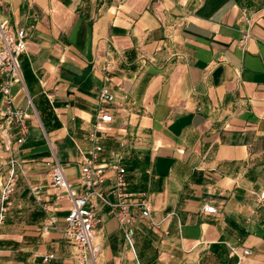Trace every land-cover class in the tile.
<instances>
[{
	"label": "crops",
	"instance_id": "0c3cea01",
	"mask_svg": "<svg viewBox=\"0 0 264 264\" xmlns=\"http://www.w3.org/2000/svg\"><path fill=\"white\" fill-rule=\"evenodd\" d=\"M0 19L28 34L11 95L30 128L23 145L16 126L0 131V209L10 159L26 172L0 264H78L63 235L71 203L47 163L55 155L77 185L103 108L106 157L122 158L153 221L135 209L132 251L101 207L98 264H264V0H0Z\"/></svg>",
	"mask_w": 264,
	"mask_h": 264
},
{
	"label": "built area",
	"instance_id": "2783aa9c",
	"mask_svg": "<svg viewBox=\"0 0 264 264\" xmlns=\"http://www.w3.org/2000/svg\"><path fill=\"white\" fill-rule=\"evenodd\" d=\"M27 37L26 30L12 31L8 23L0 19V131L1 134H8L16 126L19 145L26 142L30 128L27 125L25 111L14 104L11 88L22 82L20 57L27 52ZM100 100L103 103H112L115 97L109 91L103 90ZM30 105L33 106L32 101ZM98 118L96 129L89 135L92 147L80 152V175L77 185L68 181L64 166L55 155L53 160L47 163L50 168L51 186L60 191V194L67 196L71 203L65 217L63 235L66 241L76 247L78 264H98L101 246L96 242V229L101 223L99 217L101 207L111 210L123 233L125 244L132 251H135L138 222L135 209L141 212L142 217L153 221L150 202L144 198L136 200L134 194L128 191L127 168L122 164V158L111 164L100 142L102 138L99 133L104 125L114 122L113 115L103 108L99 111ZM8 168L1 195L0 229L12 206L11 197L16 192L18 179L20 176H26L23 163L18 159L11 158ZM110 171L113 173L111 177ZM109 183H112L111 188H108ZM260 200L264 201V193H261ZM202 212L214 215L217 213V208L206 204ZM45 221V232L57 224V219L49 214ZM249 254V250L244 251V255ZM52 258L53 256H48L46 261Z\"/></svg>",
	"mask_w": 264,
	"mask_h": 264
},
{
	"label": "rangeland",
	"instance_id": "374dc122",
	"mask_svg": "<svg viewBox=\"0 0 264 264\" xmlns=\"http://www.w3.org/2000/svg\"><path fill=\"white\" fill-rule=\"evenodd\" d=\"M70 177H71V175H70Z\"/></svg>",
	"mask_w": 264,
	"mask_h": 264
}]
</instances>
